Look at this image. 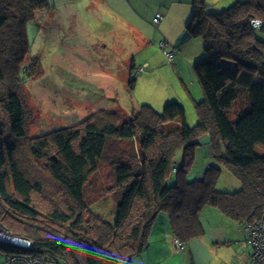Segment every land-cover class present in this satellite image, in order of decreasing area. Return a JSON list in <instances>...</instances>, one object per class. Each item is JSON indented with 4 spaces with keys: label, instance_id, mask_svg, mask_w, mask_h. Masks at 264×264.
I'll return each mask as SVG.
<instances>
[{
    "label": "trees",
    "instance_id": "1",
    "mask_svg": "<svg viewBox=\"0 0 264 264\" xmlns=\"http://www.w3.org/2000/svg\"><path fill=\"white\" fill-rule=\"evenodd\" d=\"M191 5L188 36L204 41V57L195 66L204 94L195 126L188 125L184 106L172 101L162 113L143 105L130 118L101 109L75 126L30 137L23 96L31 77L24 64L31 52L27 27L50 5L0 0V222L33 241L25 255L47 264H132L161 213L169 215L183 245L202 233L206 207L245 226L262 218L264 155L257 152L264 148V0H238L220 12L208 0ZM253 20L262 25L253 28ZM134 69L131 64L130 91ZM172 123L176 127L166 130ZM206 134L215 163L203 178L192 179ZM105 162L113 173L112 219L89 199L91 177ZM224 169L239 188L218 189ZM36 196L50 202L46 211ZM0 249L6 257L20 253Z\"/></svg>",
    "mask_w": 264,
    "mask_h": 264
},
{
    "label": "rangeland",
    "instance_id": "2",
    "mask_svg": "<svg viewBox=\"0 0 264 264\" xmlns=\"http://www.w3.org/2000/svg\"><path fill=\"white\" fill-rule=\"evenodd\" d=\"M208 1L214 11L220 12L238 0ZM191 2L48 0L50 9L37 13L35 22L27 27L31 52L24 64L31 77L23 83V96L29 112V136L75 126L101 109L116 110L130 118L143 105H150L162 113L172 101L184 106L188 125L195 126L196 105L204 97L195 66L204 57V41L188 36ZM157 14L164 16L159 25L153 23ZM163 42L167 44L166 52L176 51L173 61L161 48ZM130 64L136 65L132 77L137 79L131 91ZM140 68H145V72H139ZM175 127L172 123L165 128ZM209 141L208 134L201 137L203 148L197 152L192 179L215 160L206 150L210 148ZM257 153L264 155V148L259 147ZM38 175L42 180L47 178L46 173ZM112 175V168L103 163L91 177L89 187L93 209L106 219H112L116 209L115 195L110 191L114 185ZM239 187L232 172L224 169L218 189L232 191ZM35 202L44 211L49 208L45 197L36 196ZM0 226L11 237L34 245L6 223L0 222ZM2 250L0 264H6L10 257Z\"/></svg>",
    "mask_w": 264,
    "mask_h": 264
},
{
    "label": "crops",
    "instance_id": "3",
    "mask_svg": "<svg viewBox=\"0 0 264 264\" xmlns=\"http://www.w3.org/2000/svg\"><path fill=\"white\" fill-rule=\"evenodd\" d=\"M208 144L210 148L206 149L207 153L214 155L211 142ZM178 159L181 162V155ZM214 163L215 160L207 167ZM206 169L195 173V178H203ZM200 222L202 233L184 243V249L179 250L175 245L177 237L172 232L169 215L159 214L149 233L148 245L133 259L132 264H258L251 258L252 248L248 244V232L244 224L215 207L204 208Z\"/></svg>",
    "mask_w": 264,
    "mask_h": 264
},
{
    "label": "built area",
    "instance_id": "4",
    "mask_svg": "<svg viewBox=\"0 0 264 264\" xmlns=\"http://www.w3.org/2000/svg\"><path fill=\"white\" fill-rule=\"evenodd\" d=\"M163 20L162 14H157L153 19V23L159 25ZM254 28L260 27L261 21H253ZM167 44L165 42L161 43V48L165 50L167 58L169 61H173L176 57V51L166 52ZM139 72H145V68H140ZM246 230L248 232V244L252 248V260L258 264H264V214L262 218L254 223L246 225ZM0 243L5 245H10L16 247L15 249L19 250H30L33 248L31 243H25L19 238H13L10 236L8 230H4L0 226ZM176 248L179 250L184 249L183 243L179 239H175ZM24 253V252H23ZM6 264H47L44 260L31 257L29 255H24L21 253L14 254L7 258Z\"/></svg>",
    "mask_w": 264,
    "mask_h": 264
},
{
    "label": "bare ground",
    "instance_id": "5",
    "mask_svg": "<svg viewBox=\"0 0 264 264\" xmlns=\"http://www.w3.org/2000/svg\"><path fill=\"white\" fill-rule=\"evenodd\" d=\"M16 247H13V249H15ZM18 252H24V253H28L29 251L28 250H19Z\"/></svg>",
    "mask_w": 264,
    "mask_h": 264
}]
</instances>
